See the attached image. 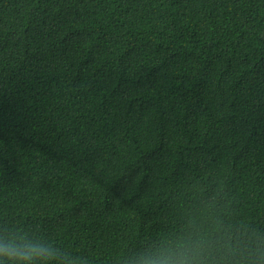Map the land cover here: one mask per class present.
Masks as SVG:
<instances>
[{"label": "trees", "instance_id": "obj_1", "mask_svg": "<svg viewBox=\"0 0 264 264\" xmlns=\"http://www.w3.org/2000/svg\"><path fill=\"white\" fill-rule=\"evenodd\" d=\"M0 264H264V0H0Z\"/></svg>", "mask_w": 264, "mask_h": 264}]
</instances>
